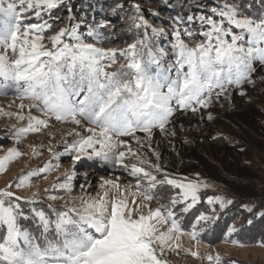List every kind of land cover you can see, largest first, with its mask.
Wrapping results in <instances>:
<instances>
[{
	"label": "rangeland",
	"instance_id": "obj_1",
	"mask_svg": "<svg viewBox=\"0 0 264 264\" xmlns=\"http://www.w3.org/2000/svg\"><path fill=\"white\" fill-rule=\"evenodd\" d=\"M87 1L0 0V264H264L262 244L169 231L171 182L212 185L213 216L209 195L264 200V0H198L191 34L159 0ZM64 61L93 112L51 76Z\"/></svg>",
	"mask_w": 264,
	"mask_h": 264
},
{
	"label": "trees",
	"instance_id": "obj_2",
	"mask_svg": "<svg viewBox=\"0 0 264 264\" xmlns=\"http://www.w3.org/2000/svg\"><path fill=\"white\" fill-rule=\"evenodd\" d=\"M108 1L109 0H88L86 3L92 6L93 8H95L96 12L100 14L101 12L100 9H102L101 13H103L105 4L108 3ZM141 1L145 2L146 0H141ZM159 1L162 4L161 6L169 11V12L167 11L169 15L172 14L171 16L172 19L170 18L171 26H173L176 23L175 29H183L186 33L191 34L192 33L191 32L192 29L190 28L191 22L189 20L193 14L192 12L193 9H191L190 7L193 5H197L196 7L198 10L196 11H198V14H196V17H198L202 11V7L199 6L201 5L200 4L201 0L200 2H197L198 0H194L193 4L190 2L191 0H171V2L170 0H159ZM120 8L121 7H119V3H117L115 7L112 8L111 11L107 12V15L113 18L114 15L118 12V10H121ZM135 8L138 10L142 9L141 6H136ZM150 9L148 10L149 12L152 11ZM153 18L162 21L166 25L170 26L169 22L167 21V18L162 19L160 16H154ZM177 25L179 27H177ZM78 27H81V25L76 26L75 29L77 30ZM136 27L138 28L140 26L138 25ZM87 28H89V25L88 27H86L85 30H87ZM164 31L165 28L157 27L155 29V32L157 34L155 33L153 36L157 38H161L162 36H164V38L169 37V34H166ZM88 32L93 33L91 29H89ZM52 71L53 72L51 76L56 78L55 83L57 84L59 81L58 79L62 77V79L65 80L64 84L66 85L64 89L71 92V94L73 93L74 95L75 94L77 95V93L82 90L83 86H89L90 90L85 94L82 103L85 105V108L88 109V111L90 112L94 111L96 105L98 104V101H100L99 93L97 92V89L92 84V82L86 80L87 76L85 72H83V70H76L75 67L70 68L69 64L66 63V61H64L61 65H55ZM57 75H59L58 79H57ZM8 91H10L9 87L0 86L1 93L5 94ZM14 91L17 90L15 89ZM227 198L232 199L234 203L227 206L224 209L218 210V213L216 214V216H218V220L214 224L209 223L207 226H205L206 229L205 233L199 234L197 240L206 243H214L223 240L224 241L236 240L238 241L237 242L238 244L264 245V217L259 216V213L264 212V200H259V198L242 200V199H237V197L234 195H228ZM245 205H247L248 207H253L254 212L249 213L248 211H246ZM205 208L206 205L200 203L196 206V208L191 210L189 213L185 214L183 220H181V226L183 232L191 231V225L195 219V216L198 215L200 212L205 211L206 210ZM239 219L241 220L240 224L237 227V229H239V232L235 233L231 238H228L226 236L227 226L231 225L232 223L236 222ZM249 219H251L252 221L251 224L248 223ZM57 249L63 251L62 245L58 244Z\"/></svg>",
	"mask_w": 264,
	"mask_h": 264
},
{
	"label": "snow or ice",
	"instance_id": "obj_3",
	"mask_svg": "<svg viewBox=\"0 0 264 264\" xmlns=\"http://www.w3.org/2000/svg\"><path fill=\"white\" fill-rule=\"evenodd\" d=\"M250 83H254L253 81H249ZM238 95H246V90L241 89L238 93ZM209 119H211V115H209ZM215 138V137H214ZM173 184V187L179 192V198L177 199L176 196H173L172 198V205L173 208H179L180 211L183 214L189 213L191 210L196 208L198 204L201 203V197L198 194L200 189L203 188H209L212 185L204 183L201 184L198 179H189L185 178L183 183L179 182H171ZM207 203L212 205V204H219V207L221 209L226 208L227 206L231 205L234 203L232 199L225 198L221 195H209L207 196ZM246 211L249 213L254 212L253 207H248L245 205ZM169 215L172 217V227L169 229V231H175L176 232V240H180V237L184 234L181 226V219L183 220V216L180 217V219L176 218V213L174 211H170ZM260 217H264V212L259 213ZM218 220V216H213V215H208L205 214L204 212H200L198 215L195 216V220L191 225V231L188 232L187 234L191 236L192 239H197L198 235L202 232H204L205 229V224L212 223L214 224ZM248 223L251 224L252 221L251 219L248 220ZM239 232V229H237L234 225H229L226 228V236L228 238H231L235 233ZM232 243H237L238 241L232 240ZM181 244L180 243H175L174 242V247L173 251L176 249H180ZM192 256H198V253L193 251L191 252ZM209 261H214L215 264H221V257L217 254L216 256L209 255L207 257ZM163 264H167V261H163Z\"/></svg>",
	"mask_w": 264,
	"mask_h": 264
}]
</instances>
